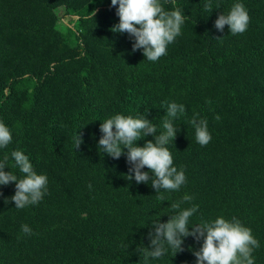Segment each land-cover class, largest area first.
<instances>
[{
    "label": "trees",
    "instance_id": "obj_1",
    "mask_svg": "<svg viewBox=\"0 0 264 264\" xmlns=\"http://www.w3.org/2000/svg\"><path fill=\"white\" fill-rule=\"evenodd\" d=\"M237 2L247 30L220 31L215 21ZM160 3L185 20L151 62L133 51L134 37L111 31L119 23L111 0H0V121L12 133L0 160L23 178L11 156L20 150L48 178L43 198L22 209L11 200L15 182L0 185V264H196L203 238H184L176 254L165 245L157 259L142 250L151 249L153 223L167 222L185 194L192 199L181 209L197 206L189 227L235 217L259 242L254 264H264V0ZM171 102L186 109L167 145L186 180L156 192L151 180L136 183L127 149L119 159L104 154L100 125L116 114L146 116L159 134ZM194 117L207 120V145L196 141Z\"/></svg>",
    "mask_w": 264,
    "mask_h": 264
},
{
    "label": "clouds",
    "instance_id": "obj_2",
    "mask_svg": "<svg viewBox=\"0 0 264 264\" xmlns=\"http://www.w3.org/2000/svg\"><path fill=\"white\" fill-rule=\"evenodd\" d=\"M111 5H118V25L111 31L128 33L134 37L133 51L143 50L146 60L155 62L166 55L167 47L181 34V26L185 15L179 8L165 10L160 0H111ZM207 10L212 11L210 3L205 4ZM95 16V12H94ZM250 21L249 14L242 3H235L230 11L219 15L215 21V27L223 31L228 25L233 35L243 34ZM183 104L171 102L167 104L164 116L163 129L157 134V127L141 116L134 118L123 114H116L104 120L100 125L103 136L98 146L104 154L119 159L127 149V161L132 167L130 173H134L137 184H147L151 180V186L159 192L164 190H179L185 183L186 177L183 170L178 171L173 166L172 153L167 145L173 143L179 131L173 124V119L178 113L185 112ZM220 119L219 116L216 117ZM195 128L196 141L204 146L211 141L207 120L194 117L191 121ZM148 135L154 137V141H147L143 147L136 142ZM12 141V133L9 127L0 121V148H6ZM83 142L77 134L76 148ZM15 165L22 172L23 178H17L11 171H4L8 157L0 160V185H8L15 182L16 191L11 197L15 208L22 209L27 205L38 203L47 191L48 178L44 174H37L29 157L22 151L11 153ZM147 167L149 172H142ZM132 180V175H127ZM90 187V186H89ZM2 195V193H0ZM159 199L164 201V197ZM192 197L185 194L182 201L171 203L173 214L165 223L156 221L153 223L154 233H149L151 249L143 247L144 258L157 259L163 256L168 247L177 252L183 251L184 238L193 236L197 240L203 238L202 247L194 252L196 264H254L253 251L259 247L258 240L253 236L252 230L244 226L238 219H226L223 216L211 222L188 226L189 218L197 211V206L181 209V204L191 201ZM191 229V230H190ZM21 230L25 234H32L28 225H22Z\"/></svg>",
    "mask_w": 264,
    "mask_h": 264
}]
</instances>
